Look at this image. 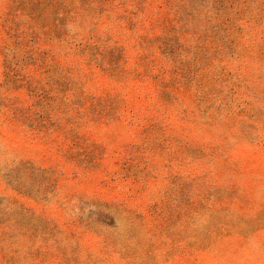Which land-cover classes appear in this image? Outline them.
I'll return each mask as SVG.
<instances>
[{
    "label": "rangeland",
    "instance_id": "374dc122",
    "mask_svg": "<svg viewBox=\"0 0 264 264\" xmlns=\"http://www.w3.org/2000/svg\"><path fill=\"white\" fill-rule=\"evenodd\" d=\"M0 264H264V0H0Z\"/></svg>",
    "mask_w": 264,
    "mask_h": 264
}]
</instances>
